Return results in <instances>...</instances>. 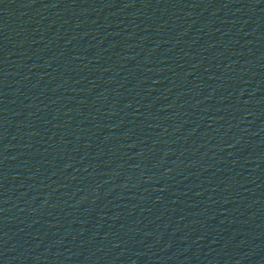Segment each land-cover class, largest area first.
<instances>
[{"label":"water","instance_id":"1","mask_svg":"<svg viewBox=\"0 0 264 264\" xmlns=\"http://www.w3.org/2000/svg\"><path fill=\"white\" fill-rule=\"evenodd\" d=\"M264 164V0H0V264Z\"/></svg>","mask_w":264,"mask_h":264}]
</instances>
